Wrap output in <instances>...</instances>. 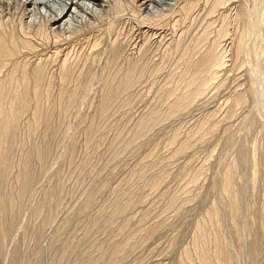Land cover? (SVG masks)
I'll return each mask as SVG.
<instances>
[{"label": "rangeland", "instance_id": "rangeland-1", "mask_svg": "<svg viewBox=\"0 0 264 264\" xmlns=\"http://www.w3.org/2000/svg\"><path fill=\"white\" fill-rule=\"evenodd\" d=\"M146 1L147 0H109L107 7H98L97 11L93 13L91 17L84 14L79 17L76 22H73L75 25H73L74 27L71 26L70 29L68 26L62 27V22L58 20L56 11H53V13L50 12L51 14H48V16L38 14L35 18L33 16V20L32 17H29L32 14L26 11V9L31 8L22 3V0H0V18L5 23V29L7 30V33L5 31V35L7 36L8 34L15 37L14 40L16 46H12L11 49L15 52H21L24 54V59L22 58L23 60H21L23 61L20 65L21 67L15 73L19 76L26 71L28 74V80H33L36 75L35 72H37L36 70H42L44 75V82L42 86L44 90L46 89V91H49V100L45 102L43 111L52 113V121L49 122V125H52L53 127L56 126L55 128L58 129L61 127V132L65 134L63 138V134L59 130L57 139L55 138V140H53L56 141L52 154L53 157L55 156L52 161L55 162H50V165L52 166V168L50 166V170H52L50 171V175L43 181L44 184L42 182L39 189L40 193L43 192L44 188L43 193H45V190L49 192L52 189H54L53 191L56 190L61 193L62 189L63 194L65 191H63V189L65 188L66 191L63 195H65L64 198L67 199L63 203V210L66 208L67 211L70 210L73 212L72 209H74L73 214H76L75 210H77L80 205V209L86 206L88 200L87 197H89L90 194L97 193V197L99 196L96 204L89 206L87 209L89 211L86 210V213L81 212L79 213L80 216L74 215L73 217H69L71 212L70 214L69 211L68 213H65L66 215L64 218L68 216V220L69 218L72 220L71 224L69 223L70 228L68 227L69 230L67 228V231L62 228L63 225L61 226V229H63L64 232L61 231L60 228L58 229L59 231H55V229L57 230L58 228L56 226L53 228L54 231L53 229L51 231L50 229H47L48 232L46 230L48 237L45 234V238L37 237L35 235L24 238L21 234L22 231H20V233L16 236L14 243H10L8 250L9 252L12 251L14 246L18 247L22 253L24 252L23 254L28 252L31 253L32 256H28L30 258L27 257L26 261L27 259L29 260L27 262L25 261L24 264H53L54 262L62 264L63 261V264H82L83 262V264H88V258L90 256L92 258L90 257L89 259H93L95 257L93 253L90 255L88 251L90 250L89 248L92 249L95 246L92 245L93 247H90L91 243H95V247H98V249L101 248V250H104L106 253L102 255L103 252L101 250L97 252L98 249L95 248L97 249H94V254H96L95 259H101L100 256H103L102 258L104 259L106 257L105 255H107V257L110 256V254L112 255V251H114L113 246H116L121 239L124 240L131 237L133 250H129L130 252H127L124 257L117 259L116 261L113 260L114 262L112 261L111 256L108 258L106 257L107 259L105 258L106 262L104 264L107 262V264H159L161 262V264H178V261L180 260L179 258H181V255L185 250H187V248L188 251H192V237L196 232L198 223L200 221L205 222L202 221V219H207L206 221H208V216L206 215H209V212L216 207H219V223L221 228H223L222 230L224 232V236L226 238L229 237L228 240H230L231 248L235 250V252L239 251L242 253L244 257L243 264H251L253 258L255 259L254 261H256V264H264V159H262L259 163L261 173L256 178V186L253 188L254 191L251 188L250 193L248 194V200L250 201V203L248 201V206L250 207L246 210L247 213L242 215V217H244L241 219V222L239 224H235L234 222V225L232 223V207L229 204L219 206L218 201V205L215 203V192L212 190L213 187H211V182L213 180V175L211 176V174L213 173L210 170V163L215 162L217 157L215 159L213 158L207 164L206 159L208 154H210L207 147H204V149L202 147L198 152L194 151L195 154L193 152H191V154L189 153L192 158L189 154H186L181 147L184 135L183 131L185 132L184 127L187 122H192V126L194 127L197 122L205 119L208 113H210L214 108L212 103L213 99H211L213 95L209 96V98L208 96L203 98L205 101L200 98L191 104V108L189 106L186 108L184 105L182 107L177 105V102H179L181 94L183 93V79L186 66L188 65L189 58L192 60L193 47L191 45V41H193L192 39L197 34L198 30L201 29L199 28L201 27V24L203 25L204 12L200 15V8L198 9L196 7V0H174L169 2V4L162 5L156 9L154 8V11L147 8V4L145 3ZM246 1L248 0H235L236 3H234V8L237 10L232 13L233 16L246 7ZM190 2L194 3L195 6L193 5L192 7L195 11L197 10V13L195 12L197 15L195 14L191 20L184 21L185 16L183 13V7L187 8ZM248 6L251 7L249 4ZM209 8L210 7H207V10H209ZM156 10H158V12ZM152 25L154 27H151ZM235 48L236 46L233 45L228 49L226 56H231L229 59H232V56H234ZM183 61L184 64L182 63ZM232 63L227 65L228 70L232 69ZM133 68L140 71L142 70L143 74L136 79L137 81L135 80L134 86L130 87L128 92L126 91L124 94L119 96L115 102L116 105L114 104L113 106L112 117L106 121L104 120L98 123L101 125H99L101 129L99 134L96 133L93 137L95 139L93 142L91 141L92 144L87 143V130L90 127L88 125H91L90 123L97 120L98 109L104 96H106L105 94L109 89L110 82L112 86H116L117 83L125 76V73ZM68 71H70V76L67 80L65 79V76ZM10 74H12V72H10ZM228 75H231L232 78L234 76V72L223 74L220 77V80L226 81ZM66 80L67 82L69 81V90H83L84 88L85 90L83 91H87L86 95L88 99L86 98V104H81L78 108H75L74 106V108H72L67 115H64L63 107L66 97L63 89L65 87L64 84ZM79 84L81 86H79ZM175 92L179 93L176 94ZM138 94L139 96H137ZM31 100L33 101L31 102L32 108H29V112H27L25 117L26 119H24L25 122L23 121V128L25 127V130L23 129V133L19 135L20 138L18 137L20 139L18 145L20 153H23L24 151H31L36 144L38 146L49 144V139L46 137V132H44L45 123L42 124L43 126L39 128L40 130L38 129L36 133L29 135L30 129L28 130L27 125H29L28 123L30 122V116H32V109L34 107V99L32 97ZM174 103L178 106L177 108L173 105ZM180 107L181 109L183 107L184 108L181 110L179 109ZM151 114L155 115V118L157 119L156 123H154L155 121L151 122L147 125L148 127L146 126L147 130L144 128L146 134L144 133V135H139V127L142 126V122L145 118H148ZM229 133L228 137H232L233 133ZM133 138H136V140L133 141ZM130 143L131 145H129ZM132 149L135 151H132ZM117 152L119 153L118 157L116 156ZM192 153L194 155H192ZM114 156H116V158ZM19 157L20 155H17L16 159L18 160ZM59 157H61V159ZM232 158L234 161V156ZM188 160L192 163L190 164L191 168L189 166H185L186 164L188 165ZM201 167H207L202 176V180L199 184H197V186L195 185L196 188H191L195 186L187 185V179L185 178L190 170L191 174H189L192 175L194 171H196L194 169H200ZM139 168L143 172L144 176L141 172L140 175L143 177H139V179H137L138 177L135 175L137 172L135 171H140ZM82 170L84 172H82ZM84 173H88L93 177L86 175V178L87 176L90 177V180H88L89 177L86 179L84 176H81ZM134 177L136 179L132 180ZM59 183L60 186L62 184L64 185L63 188L62 186H59ZM58 186L60 188H58ZM82 187H84V189ZM67 194H69V196ZM117 194H120V197ZM43 195L44 194H42V196ZM173 198L178 200V205L176 204L177 206L171 209L169 204L172 203ZM31 200L32 199H29V201H27V210L25 215H23V222L26 221L24 223H27L28 225H32L34 223L30 220L32 219L31 217L33 213V204ZM128 200H135V202H133L136 204V206L133 205V210H130L128 214L125 213L124 215L118 216L116 220L114 219L110 222H105L104 219V224L100 223L101 227H97L100 228L98 231L97 229H91L93 228V226H91L92 217H94L95 214L101 210V206H103L104 209V205L107 204V206L105 205V211L108 210L109 212L111 206L117 204L116 202H127ZM74 205H76V207L78 205L77 209L74 208ZM108 205L109 208H107ZM126 214L129 215V217L126 216ZM28 219L31 222H29ZM122 220H124L123 223ZM126 221H128V223ZM125 222L127 225L126 228H123V225L126 224ZM37 224H39V221L36 223V226H38ZM58 226L60 227V224ZM235 226L239 228V231H237ZM243 229L246 230L244 231ZM123 230L126 231L123 233ZM54 232L57 233L54 234ZM79 232L81 234H79ZM87 233L91 236H87ZM85 234L87 237H85ZM239 234L240 236H237ZM91 237H93V239H91ZM67 242L68 244H71V250L73 248L76 252L72 250V253L70 250L69 253H72V256L69 253L67 256H71V259L70 257L67 258L65 256L63 258L67 259L64 260L60 253L62 252L63 246L66 245ZM72 242H74V245ZM75 243L77 244V247ZM78 245L80 247H78ZM102 246L104 249H102ZM253 246H258L259 252L257 256L253 255L252 257L250 249ZM75 247L76 249H74ZM112 248L113 250H111ZM85 249L88 252L85 251ZM92 250H90V252H93ZM83 251L87 253L86 257V253L84 255ZM40 256L43 260L41 259V261L38 262L37 259ZM125 258L126 260H124ZM68 259L70 261H68ZM109 259H111L112 262H109ZM6 261L8 262L6 263ZM0 262V264H10L9 257L7 260L0 257Z\"/></svg>", "mask_w": 264, "mask_h": 264}, {"label": "bare ground", "instance_id": "bare-ground-1", "mask_svg": "<svg viewBox=\"0 0 264 264\" xmlns=\"http://www.w3.org/2000/svg\"><path fill=\"white\" fill-rule=\"evenodd\" d=\"M22 1H23L22 3H24L25 5H27L28 7L31 8V9H26V11L28 13L32 14L29 17H32L33 20H34L35 16L38 14H43L44 16H48V14H51L50 12L53 13V11L54 12L56 11L58 20L62 22V24H61L62 27L68 26V28L75 25V24H73V22H76L79 17L83 16L84 14L91 17L92 14L97 11L98 7L105 8V7H107V4L109 2V0H22ZM172 1H174V0H147L145 3L147 4V8L149 10L150 9L153 10L154 8L156 9L162 5L169 4V2H172ZM234 3H236L235 0H196V4H197L196 7L198 9L200 8L199 9L200 15L202 12H204L203 25L201 24V27H199L201 29L198 28L199 30H198L197 34L196 35L194 34L195 37L192 39L193 41H191V43H192L191 45L193 47L192 60H191V58H189V60H188V65L186 66V70L184 73V79H183V89H182L183 93L181 94V97L179 96L180 99L179 98L178 99H179L180 103L177 102L178 103L177 105L181 106V107L184 105L187 108L188 106L190 107L192 103L199 100L200 98L203 99L207 96L209 98V96L213 95V97L211 99H213L212 103H213L214 108L212 107L213 110L210 113H208L207 117L205 116L206 117L205 119L202 118L203 120L200 122H197L194 127L192 126V122H187L186 126L184 127L185 132L183 131L184 135H183L181 147L183 148V151L186 152V154H189V153L191 154V152H193L195 154V152H198L202 147H203V149H204V147H207V149L210 151V154H208V157L206 159L207 164L213 158L215 159L217 157L215 162L212 161L213 163H210V170L213 173V174H211V176L213 175L211 187H213L212 190L215 192V194H214V197H215L214 199L216 200L215 203L217 204V201H218L219 206L223 205V204L224 205L229 204L232 207V211L230 210L232 212V215H233V222L232 223L234 224V222H235V224H239L241 222V219L244 217V216L242 217V215L247 213L246 210L248 209V207H250V206H248V204L250 203V201L248 200V198H249L248 194L250 193V189L251 188L253 189L254 186H256L255 185L256 184V178L261 173L259 163L262 159H264V0H248V1H246L245 2L247 4L246 7L244 9L242 8L243 10H241L237 14L235 13L236 15L233 16L232 13L235 10H237L236 8H234ZM248 4L251 5V7H249ZM193 5H194V3L190 2V4L187 6V8L183 7V10H184L183 13L185 16L184 21L193 19V17L197 13L196 12L197 10L195 11V9L192 7ZM207 7H210L209 10H207ZM158 10H156V11L158 12ZM171 15H172V13H171ZM33 16H34V18H33ZM204 20H205V22H204ZM195 23H196V21H195ZM144 25H147V24H144ZM151 27H154V26L152 25ZM5 31L7 33V30L5 29V23L0 18V257L3 258L4 260H7L9 257V261H10L9 263L10 264H24V262L26 261V258L28 256H30L31 253L28 252L26 254H23L24 252L22 253L18 247H14V246H13L14 249L13 248H12L13 250L11 249L12 251L9 252V250H8L10 243H14V240H15L16 236L20 233V231H22L21 234L23 235L24 238L29 237L31 235H33V236L35 235L37 237H44L47 229H50V231H51L56 226L58 228H57V230L55 229V231H59L58 230L59 228L63 232L65 229H66L65 231H67V228L68 227L70 228L69 223L71 224L72 220H70L71 218H69V220H68V216L66 218H64L66 215L65 213H68V211H69V214H70V212H71L69 217L70 216L73 217L74 215L80 216L79 213H81V212L86 213L87 211H89V210H87L89 208V206L96 204V201H98L97 198L99 196L97 197V193L96 194L92 193L90 195L87 194V195H89V197H87L88 200H87L86 206L82 207V209H80V207H81V205H80V207L77 209L78 205H77V207H76V205H74V208H76L77 210H75L76 214H73L74 209H72L73 212L70 210L67 211L66 208H65L66 212H65V210H63V208H64L63 203L67 199V198L65 199L64 198L65 195H63L64 192L66 191L65 188L63 189V191L65 190L63 192V194H62V189H61V193L57 192L56 190L53 191L54 189H52L49 192L45 190V193H43L44 188H43V192L41 190L42 193H40L39 189L41 187L42 182L50 175V171L52 170V169L50 170V166H51L50 164L53 162L52 160L55 157V156L53 157L52 154L54 151V144L56 142L53 140H55V138L57 139V137L59 135L58 131L61 129V127H59L60 129H58V128H55L56 127L55 125H54L55 127H53L52 125H49V122L52 121L51 120L52 113H48V111L47 112L43 111L44 106H45L44 105L45 102L49 100V93H48L49 91H46V89L45 90L43 89L42 85L44 82L43 81L44 75H43L42 70H40V71L36 70L37 72H35L36 75L33 78V80H28V74L26 71H24L23 74H20L19 76L16 75L15 72L17 70H19V68L21 67L20 65L23 62L21 60L24 59L23 58L24 54H22L21 52L20 53L15 52L14 50L11 49L12 46H16L15 40H14L15 37L10 36L8 34L6 36ZM183 32H184V30H183ZM11 34H13V33H11ZM184 43H185V41H184ZM233 45L236 46L235 54H234V56H232V59L231 58L229 59V57H231V56L227 57L226 53L228 52V49L230 48V46L232 47ZM93 50H94V48H93ZM50 56H52V55H50ZM186 56H187V54H186ZM65 59H67V58H65ZM184 59H185V57H184ZM226 59H228V60H226ZM63 61H65V60H63ZM182 63L184 64V61ZM230 63H232L233 67H232V69L228 70L227 65ZM10 72H12V74H10ZM69 72L70 71H68L66 76H65V79H67V80L70 76ZM230 72H234V76L232 78H231V75H228V77L226 78V81L220 80V77L223 74H225V73L229 74ZM142 74H143L142 70L140 71L136 68H133V69H130L129 71H127L125 73V76L117 83L116 86H112L111 82H110L109 89L105 94L106 96H104L102 103L98 109L97 120H95L97 122L94 121V122L90 123L91 125H88V126H90L89 128L87 127L88 128V130H87L88 131V133H87L88 134V142L87 143L92 144V142L95 139L93 137L96 135V133L99 134V132L101 130L99 127L100 124H98V123L100 121H104V120L106 121L110 117H112L113 106H114L115 102L117 101V99L119 98V96L124 94L126 91L128 92L130 87L134 86L135 80L137 78H139V76H141ZM180 79H181V77H180ZM67 80L64 84L65 87L63 89L64 95L66 97V101H65L64 107H63L64 115H67L72 110V108H74V106H75V108L76 107L78 108L79 105L86 104L85 101L88 99L87 95H86L87 91H83V90H85L84 88H83V90H77V89H70L69 90L68 89L69 81L67 82ZM102 80H103V78H102ZM114 80H115V78H114ZM112 84H114V83H112ZM181 85H182V82H181ZM79 86H81V85L79 84ZM141 87H142V85H141ZM180 89H181V87H180ZM142 90H144V89H142ZM177 93H179V92H177ZM85 95H86V97H85ZM172 95H174V94H172ZM137 96H139V94ZM31 97L34 99V103H33L34 107L32 109V116H30V118H31L30 122L28 123L29 125H27L28 130L30 129L29 135L36 133L38 131V129L43 126L42 124L45 123V125H44L45 131L44 132H46V137L49 139V144L50 143L51 144L50 145L48 144L49 146L47 144L46 145L44 144L42 146H38L36 144V146L31 151H24L23 153H20V148L18 146L19 140H20L19 135L23 133V129L25 128V127L23 128V124H24L23 121H24V119H26L25 118L26 114H27V112H29L28 111L29 108L30 107L32 108L31 102H33V101L31 100ZM175 103L173 105H175ZM198 104H199V102H198ZM198 104H197V106H198ZM177 105H175L176 108L178 107ZM197 106H195V107H197ZM181 107L179 109H181ZM208 107H209V105H208ZM167 108H168V106H167ZM175 109H173V110H175ZM188 110H190V109H188ZM88 112H89V110H88ZM170 112H168V113H170ZM154 113H156V112H154ZM188 116H190V115H188ZM156 120L157 119L155 118V115H152V114H151V116H148V118L146 117L144 121L142 120L143 121L142 126H140V124H139L140 129H138L139 135H144V133L146 134L145 130H147V127H148L147 125H149L151 122H154V121H155L154 123H156ZM195 122H196V120H195ZM25 126H26V124H25ZM136 126H137V124H136ZM152 127H153V125H152ZM144 128H145V130H144ZM110 129H111V127H110ZM60 132H61V130H60ZM229 132L233 133L232 137H228V135L231 134ZM64 135L65 134H63V138H64ZM138 136H137V138H138ZM133 139H134L133 141L136 140V138H133ZM28 140H30V139H28ZM133 141H132V143H133ZM130 142H131V140H130ZM24 143H25V141H24ZM173 143H174V141H173ZM21 144H20V146H21ZM129 145H131V143ZM174 145H175V143H174ZM132 151H135V150L132 149ZM92 152H93V150H92ZM118 152L116 153L117 157L119 154ZM56 153H58V152H56ZM193 153H192V155H194ZM68 154H69V152H68ZM17 155H20L18 160L16 159ZM116 156H114V157L116 158ZM233 156L235 158L234 161L232 158ZM190 157L192 158L191 155H190ZM197 157H198V155H197ZM59 158L61 159V157H59ZM193 158H194V156H193ZM188 161H189L188 165L187 164L185 165L186 167L187 166L190 167L191 166L190 164H192V163H190V160H188ZM205 165H206V163H205ZM207 167H209V166H207ZM207 167H205V168L201 167L200 169H194L196 171H194V173L192 175H190L191 170L189 171L190 174L185 173V174H187V177H188L187 178L184 175L186 177L185 179H187V182H186L187 185H189V186L190 185H194V186L196 185L197 186V184H199L200 181L202 180V176L205 173L204 171ZM51 168H52V166H51ZM82 172H84V171L82 170ZM135 172H137L135 175H136V177H138L137 179H139V177H141V175H140L142 172L141 169H140V171L136 170ZM84 174L81 176H84L85 178H86V175L90 176V174H88V173L85 175ZM142 175L144 176L143 172H142ZM58 176H59V174H58ZM89 176H87V178ZM90 177H93V176H90ZM90 177L88 178V180H90ZM86 179H85V181H86ZM133 179H136V178L134 177V178H132V180ZM132 180H130V181H132ZM134 181H136V180H134ZM135 183H137V182H135ZM43 184H44V182H43ZM209 185H210V183H209ZM45 186H46V184H45ZM59 186H60V183H59ZM59 186H58V188H60L61 186L63 188L64 185L62 184L60 187ZM196 186L191 187V188H196ZM119 187H121V186H119ZM82 188L84 189V187H82ZM82 188H81V190H82ZM79 189H80V187H79ZM184 189H186V188H184ZM187 189H188V187H187ZM256 190H257V188H256ZM253 191H254V189H253ZM42 194H44V195L42 196ZM69 194H67V195L69 196ZM120 194H117V195L120 197ZM188 194H190V193H188ZM68 196H66V197H68ZM161 196H163V195H161ZM119 197H117V198H119ZM252 198H253V196H252ZM29 199H32L31 201L33 204V206H32L33 213H32V217H31L32 219L29 218L31 221L34 222L32 225H30V224L28 225L27 223H24L26 221L23 222V215H25V212L27 210L26 209V205H27L26 203H27V201H29ZM123 201H125V200H123ZM133 201L135 202V200H133ZM133 201L132 200H130V201L128 200L127 202L118 201V202H116L117 203L116 205L111 206V208L109 209V212H108V210L105 211V209H106L105 205L107 206V204L104 205V209H103V206H101L102 207L101 210H99V212L96 213L95 216L93 214H91L94 217H92V221H91L92 222L91 226H93V228H91V227L90 228L94 229V230L97 229V231H98L100 228H97V227L98 226L101 227L100 223L104 224V221L110 222L114 219L116 220V218H118V216L124 215L125 213L128 214V212H130V210H133L132 209V208H134L133 205L136 206V204H134ZM248 201H249V203H248ZM176 204L178 205V200L173 198L172 203L169 204V207H171V209L175 208V206H177ZM109 205H111V204H109ZM109 205L107 208H109ZM219 213H220L219 207H216L213 210H211V212H209V215H206V216H208V221H206L207 219L206 220L202 219V221H205V222L200 221L198 223V225L196 227V232H195L194 236L192 237V251H188V248H187V250H185L184 253L181 255V258H179L180 260L177 259V260H179L178 261L179 263L177 262L178 264H243V258L244 257L242 255V253L239 251L235 252V250H233L231 248L230 240H228L229 237L226 238L224 236V232L222 230L223 228H221L220 223H219V218H220ZM127 214H126V216L129 217V215H127ZM26 215H27V213H26ZM138 217H139V215H138ZM172 218H174V217H172ZM202 218H204V217H202ZM30 220H29V222H31ZM38 221H39V224H37L38 226H36V223H38ZM123 221L124 220H122V223H123ZM128 221H130V220H128ZM128 221H126V222L128 223ZM74 222H75V220H74ZM127 223L124 224L125 227L123 225V228H126ZM59 224H60V227L58 226ZM132 225H134V224H132ZM61 226H62V228H64V230L61 229ZM69 228H68V230H69ZM121 228H120V230H121ZM131 228H132V226H131ZM236 229H237V231H239L238 227H236ZM113 230H114V228H113ZM141 230H143V229H141ZM53 231H54V229H53ZM125 231L123 230V233ZM47 232H48V230H47ZM52 232H49V233H52ZM56 233L54 232V234H56ZM90 233H91V231H90ZM92 233H93V231H92ZM79 234H81V233L79 232ZM88 234L89 233H87V236H89ZM49 235H51V234H49ZM87 236L85 234V237H87ZM110 236H111V234H110ZM237 236H240V234ZM47 237H48V235H47ZM134 237H135V235H134ZM131 238H126L124 240L121 239L122 241L120 240L116 246L115 245L113 246L114 251H112L113 252L112 255L109 252L112 261L113 260L116 261L117 259L124 257V255L127 252L128 253L130 252L129 250H133ZM238 238H240V237H238ZM91 239H93V237H91ZM118 239H120V238H118ZM55 241H56V239H55ZM51 243H52V240H51ZM53 243H54V239H53ZM69 243H71V242H69ZM73 243L74 242H72V244ZM75 245L77 247L76 243H75ZM92 245L96 246L95 243L94 244L91 243L90 247ZM27 246H28V244H27ZM95 246L94 247L92 246L93 250L91 248H89L93 252H90V250H88V251H89L90 255H91V253H93V255H95V257H96V254H94L95 253L94 249L95 248L98 249V247H95ZM245 246H246V244H245ZM70 247H71V244H68V242L66 245L63 246L62 252L60 253L62 258L66 256L67 258L70 257V259H71V256L73 253L72 252L73 248L71 250ZM76 247L74 249H76ZM78 247H80V246L78 245ZM109 247H110V245H109ZM31 249H32V247H31ZM97 249H95V250H97ZM102 249H104L103 246H102ZM185 249H186V247H185ZM29 250H30V248H29ZM70 250L72 253H69ZM100 250H101V248H99L97 250V252ZM111 250H113V248ZM111 250H109V251H111ZM146 250H147V248H146ZM250 250L252 253V257H253V255H255V256L258 255V252H259L258 246H253ZM73 251H75V250H73ZM85 251H87V250L85 249ZM85 251H83L84 255L86 253ZM101 251L103 252V254L102 253L101 254L104 255V253H105L104 250H101ZM68 253L71 254V256H67ZM151 254H153V253H151ZM178 255H179V253H178ZM51 256H52V253H51ZM82 256H83V254H82ZM86 256H87V253H86L85 257ZM105 256L107 257V255H105ZM110 256H108V257H110ZM40 257H38V259H37L38 262H40L42 259V257L41 258ZM95 257L93 259L88 258V264H101V263L104 264L106 262V260H105L106 257L104 259L102 258L103 256H100L101 259H99V258L95 259ZM28 258H30V257H28ZM67 258H63V259L65 260ZM111 259H109L108 261L112 262ZM28 260L29 259H27V261ZM124 260H126V258ZM254 260L255 259L253 258L251 264H256V261H254ZM68 261H70V260L68 259ZM68 261H67V263H68ZM7 262L8 261H6V263ZM63 262H62V264H63ZM134 262H135V260H134ZM161 263H159V264H161ZM53 264H60V263L54 262ZM77 264H79V263H77Z\"/></svg>", "mask_w": 264, "mask_h": 264}]
</instances>
